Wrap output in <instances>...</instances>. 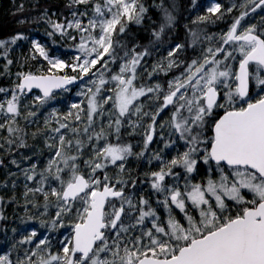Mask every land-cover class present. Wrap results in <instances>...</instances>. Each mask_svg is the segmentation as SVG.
Returning <instances> with one entry per match:
<instances>
[{
  "label": "snow or ice",
  "instance_id": "6c2138e0",
  "mask_svg": "<svg viewBox=\"0 0 264 264\" xmlns=\"http://www.w3.org/2000/svg\"><path fill=\"white\" fill-rule=\"evenodd\" d=\"M73 5L91 6L92 15L87 11H72V18L63 22L47 18L52 28L49 36L55 33L63 36L73 29L79 34L73 62L69 64L51 56L43 45L32 40L31 58L35 60L37 54L42 57L48 64L47 71L18 72L14 88H0V93L11 91L10 98L0 100V113L6 117L0 128L7 125L10 134L20 131L12 125L21 115L20 104L26 90L39 89L40 94L32 103L41 106L54 98L55 90L67 91V86L79 80L82 91L78 95L87 101L86 108L74 103L63 117L53 110L45 119L46 126L52 120L58 123L51 131L59 139L47 145L54 154L39 173L38 186L25 193H41L45 211L51 204L49 197L55 198L53 227L57 224L65 227L64 216L74 211L72 231L61 242L62 253H52L48 250V238L36 242L37 232L33 230L20 243L33 242L36 247L16 264H264V95L255 101L248 98L253 81L264 92V23L244 27L250 13L264 9V0H240L227 8L228 13L242 10L219 36L220 43L204 49L201 58L185 65L173 58L182 45L177 44L169 51L166 66L163 62L155 64L147 73L153 78L157 72L167 75L172 69L183 67L179 75L167 81L166 88L160 83L136 84L147 50L138 52L133 47L124 50L123 55L118 53L115 34L125 33L129 23H141L147 11L140 0H70L69 7ZM157 7L161 15L159 30L154 35L159 38L172 26L175 17L163 0ZM207 13L210 15L198 19L205 21L212 16L219 19L224 15L221 4L215 0ZM191 36L193 44L201 40L198 32H192ZM214 38L204 37L209 41ZM24 39L27 37L21 33L0 39V55L7 60L5 71L13 63L7 59L9 48ZM230 61H238V67ZM117 64L118 70L113 71L112 65ZM65 69L78 75H68ZM141 97L149 106H155V110L145 111ZM237 101L241 106H236ZM169 108L172 111L168 120L160 123L158 117ZM216 109L223 110L218 119ZM35 115V112L27 114ZM83 116H86L83 129L61 122L79 123ZM96 117L107 118V125L100 120L99 131L95 130ZM145 119L149 121L146 126ZM125 121L133 129L145 127L143 150L138 156L146 154L157 124L162 139L163 130L168 129L165 148L174 147L178 141L185 147L171 160H164L160 153L151 158L161 165L159 170L151 172L149 179L157 196L156 204L166 213L163 219L143 196L134 204L125 195V182L112 183L107 174L110 165H118L123 171L124 161L132 154L133 146L121 142L120 130ZM61 129L70 131L76 138L68 139ZM209 130L211 136L207 135ZM113 134L115 142L111 139ZM81 135L87 137L93 152L83 162V169L78 164L85 147V142L78 138ZM173 136L175 141L171 139ZM73 148L75 152L69 154ZM198 157L205 164L214 162L215 168H209L212 175L203 181L193 182ZM36 168L33 164L31 169H25L27 180L36 178ZM49 181L57 186L46 191ZM126 216L135 222L126 224ZM148 221L147 230L133 239L130 230L137 226L143 229ZM0 264H12V261L7 255H0Z\"/></svg>",
  "mask_w": 264,
  "mask_h": 264
},
{
  "label": "rangeland",
  "instance_id": "374dc122",
  "mask_svg": "<svg viewBox=\"0 0 264 264\" xmlns=\"http://www.w3.org/2000/svg\"><path fill=\"white\" fill-rule=\"evenodd\" d=\"M227 2V8L232 7L234 3H239L240 0H225ZM213 0H205L203 6L202 16H207V8L211 6ZM216 3L221 4L220 0H215ZM227 8L223 9L224 15L217 19L219 23L228 22L226 19ZM242 9H235L234 12L237 15ZM76 11L84 12L87 11L89 16L92 15L91 6H83L78 5V9ZM70 16L68 19H71ZM85 19V23L87 22V18ZM233 22V19H232ZM227 26H224V32L228 30L231 23ZM225 23V24H226ZM264 23V9H257L256 12L250 13V15L246 18V22L244 27H247L251 24L260 25ZM222 24V23H221ZM174 26V25H172ZM224 32H218L212 42L219 40V36ZM76 34L77 36L73 35ZM67 40V47L64 51V54L59 49H49V44L40 39L37 35L32 34L26 42L23 44L17 45L15 49V54L8 52L7 59L13 61L12 64L8 65L7 71H5V64L7 60L4 59L0 55V88H5L11 90L15 87L17 81L16 74L18 72H33L38 73L40 70L46 72L48 68L47 62L39 57L37 54V58L32 59L33 53L30 51L32 47V40H37L41 45H43L49 54L53 57H58L64 60L66 63H72L73 58L77 55V49L75 47L76 44L79 43V34L73 29L69 30V32L64 35ZM75 36L78 39L73 40L70 37ZM116 36H114V39ZM220 43V41H219ZM218 43V44H219ZM177 44L170 43L166 46H157L153 53H149L148 55L143 57L142 66L139 68L137 73L138 79L136 84L139 86L141 84L151 86L156 83H160L163 87H167V81L171 80L173 76L179 75L180 71H183V67L180 69H172L176 70L175 73L169 72L167 75L164 72H157L153 78H150L147 73L151 72L153 66L155 64L163 62L166 66L167 60L165 59L168 55V52L171 51ZM180 45V44H179ZM121 44H118V47ZM217 46V45H216ZM215 45L208 44H199V50L192 59H187L184 61V51L182 48L174 55V59L177 62H183V64H187L191 62L193 59L201 58L203 50L208 47H216ZM133 47H129L124 50H131ZM123 50V51H124ZM123 51L120 55H123ZM145 51V50H143ZM138 51V52H143ZM162 51V53H161ZM13 52V51H12ZM19 56V57H18ZM17 57V58H16ZM19 58H21L19 60ZM222 58V57H221ZM19 60V61H18ZM22 60V61H21ZM18 63V64H16ZM235 66H238V61L232 62ZM119 65H112V70H118ZM20 68V69H19ZM171 70V71H172ZM64 73L68 75H78V73H74L71 69H65ZM61 73V74H64ZM3 77V78H2ZM88 81L85 80L84 84L87 85ZM252 89L249 94V99L255 101L259 98V95H264V92L260 91V88L256 86L255 81L251 84ZM68 90H60L55 92V96L52 100L48 101L47 104L41 106L33 105V98L36 95H39L40 92L38 90L27 91L26 94L21 99L20 104V113L21 115L16 117L15 123H13L14 128L20 129L15 134H10L7 131V125L5 128H0V202L6 207H3L1 210L0 216L2 217L3 223L0 224V238L4 243V247L0 252V255H7L9 259L12 261V264H16L18 260H24L26 253L30 250L35 249L36 243H20L26 236L30 235L33 230L37 232V237L34 238L36 242L39 239H43L45 237L48 238V250L52 253H62V249L60 247L61 242L66 240L71 233V224L75 221L76 214L73 211L71 214H67L63 218V223L65 227L61 228L59 224L55 227L52 226L53 218L55 217L56 207H55V198L49 197L51 204L48 207L47 211L44 208V196L41 193L28 192L27 189H35L38 186L39 181V173L43 171L46 167L47 161L54 154L53 150L50 149L47 145L58 142V136L51 131L52 128L58 127V123L55 120H52L49 125H45V119L50 116L53 110H56L59 117H63L67 114L71 108L72 104H81L83 108H86L87 101L82 95H78L82 91L81 82H78L74 85L68 86ZM11 91L7 93H0V100H4L5 98H10ZM140 102L144 104L145 111H154L155 106H149L147 100L141 97ZM221 103H223V99H221ZM237 107L241 106L239 101L236 104ZM106 108L108 106H105ZM74 113L76 110H72ZM172 109L169 108L167 111L163 112L158 120L160 123H163L168 120L169 115ZM217 111H223L222 109L215 110V118ZM28 112H35L36 115L34 117L27 116ZM27 116V119L25 117ZM103 119L104 124L107 125L106 117H96V131H99L100 128V120ZM131 119L135 120V117H131ZM6 120L5 114L0 113V124H4ZM65 123H69L70 127L83 129L84 124L86 122V116L82 117V121L77 123L74 120L72 121H61ZM149 123L147 119L143 120V125L146 126ZM145 131V127H138L133 129L127 121L123 124L120 130L121 142L125 144L132 145V154L127 157L124 161V170L121 171L119 166H109L107 168V174L111 177L112 183H116L117 180L124 181L123 188L125 191V195L132 198L133 203L135 204L139 199L137 198L138 193L147 189V182L140 181L136 183V172H138V176H145L147 178L150 177L151 172L157 171L160 168L159 161L152 160V156L155 153H160L161 157L164 160H171V158L177 155L178 152H183L185 147L182 142H176L174 147L165 148V142L169 139L168 129L165 128L163 130V139L161 138V130L159 124H157L156 134L154 136L153 142L149 145V148L146 151L144 156H138L137 154L143 150V134ZM61 134L67 136L68 139H75L76 137L70 131L65 129H61ZM211 131L207 132L208 136H211ZM79 139H82L85 142V147L79 154L78 164L83 169L85 167L84 161L89 159L92 155V149L88 147V141L86 136H79ZM112 141L115 142L116 136L115 134L111 137ZM172 140H176V137H171ZM13 141V143H9V141ZM75 149L73 148L72 152L69 154H73ZM203 153H200L199 156L202 157ZM15 161V163H13ZM151 161V162H150ZM35 164L37 165L36 172L37 176L33 181H29L26 179L25 169H31V166ZM215 168V164L211 165L205 164L202 159L198 157V164L196 171L192 174L193 182H201L206 179L209 175H212L209 172V168ZM176 171L182 172V169H177ZM101 177L103 173L100 174ZM218 175V173H217ZM215 178V177H214ZM169 181L172 180L171 177L168 178ZM135 181V184H133ZM181 183H183V179L181 178ZM57 185L51 181L49 184L45 185V190L50 191V187H56ZM150 186V185H149ZM244 194L251 198L250 194L244 190ZM15 195L13 201L11 202V197ZM157 198L153 199L150 204L153 208L158 209V215L161 218L166 217V213L164 212L162 207H158L156 204ZM36 205V206H34ZM8 206V207H7ZM117 206L119 203L117 202ZM178 216V213H174ZM135 215H138L136 213ZM32 217V219H29ZM1 220V219H0ZM43 222V223H42ZM124 222L134 223V218L130 219L129 217H124ZM150 226V221L146 222V226L142 229L140 226H137L134 229H131L132 238L135 239L136 236H139L141 231L147 230V227ZM127 239V234L125 235ZM147 243V241H145ZM36 259V257H33Z\"/></svg>",
  "mask_w": 264,
  "mask_h": 264
},
{
  "label": "trees",
  "instance_id": "16d2710c",
  "mask_svg": "<svg viewBox=\"0 0 264 264\" xmlns=\"http://www.w3.org/2000/svg\"><path fill=\"white\" fill-rule=\"evenodd\" d=\"M205 0H163L166 7H169L173 16L174 22L170 28L165 29L157 38L154 35L155 31L159 30L160 22V9L157 5L161 4L162 0H140V2L147 9L141 23L136 24L134 22L127 25L125 33H116L115 40L121 46L118 47V53L120 54L124 49L129 47H135L137 51L147 50L150 54L154 52L157 46H166L170 43H179L182 45L184 51V61L192 59L195 53L199 50V44L218 45L219 40L212 42L204 39V37H215L218 32H224V26H227L236 15L235 12L228 13L226 15L227 23L218 21L216 17L212 16L211 19L200 21L198 18L202 16L203 6ZM222 8L226 9L227 2L220 0ZM258 2V0H257ZM70 0H0V39H9L11 36L21 33L27 39L20 40L17 44L12 45L8 52L15 54L17 45L26 42L32 34L37 35L40 39L46 41L49 44V49H59L63 52L68 45L66 36H62L59 33H55L49 36L48 33L52 31L47 18H51L53 21L63 22L71 16L72 11L78 9V5L69 7ZM7 15V16H6ZM208 14L207 16H209ZM23 21V23H21ZM226 23V24H225ZM8 27V28H7ZM192 32H198L201 36V40L197 43H192ZM77 36L75 33L73 34ZM78 37L76 38V40ZM13 51V52H12ZM2 56V55H1ZM175 73L176 70H172ZM0 84L1 81H0ZM252 86L250 85V93ZM222 111L216 112V117L221 114ZM122 128V127H121ZM1 144V141H0ZM136 183L140 181L147 182V189L140 191L137 198L141 196L146 198L149 203L156 199L151 189L150 179L145 176H138ZM15 195L11 197L13 201ZM4 206L0 202V214ZM8 207V206H7ZM0 224L3 223L0 216ZM4 247L3 241L0 238V252Z\"/></svg>",
  "mask_w": 264,
  "mask_h": 264
},
{
  "label": "water",
  "instance_id": "95a60500",
  "mask_svg": "<svg viewBox=\"0 0 264 264\" xmlns=\"http://www.w3.org/2000/svg\"><path fill=\"white\" fill-rule=\"evenodd\" d=\"M77 82H78V80H77L74 84H76ZM74 84H73V85H74ZM67 87H68V86H67ZM34 90H38V91H39V89H34ZM57 91H60V90H55V92H57ZM39 92H40V91H39ZM221 115H223V112H222L219 116H221ZM219 116H218V118H219ZM218 118H217V119H218Z\"/></svg>",
  "mask_w": 264,
  "mask_h": 264
},
{
  "label": "bare ground",
  "instance_id": "6f19581e",
  "mask_svg": "<svg viewBox=\"0 0 264 264\" xmlns=\"http://www.w3.org/2000/svg\"><path fill=\"white\" fill-rule=\"evenodd\" d=\"M6 16H7V15H6ZM0 17H1V16H0ZM7 28H8V27H7ZM161 53H162V51H161ZM18 57H19V56H18ZM16 58H17V57H16ZM20 59H21V58H19V60H20ZM19 60H18V61H19ZM21 61H22V60H21ZM16 64H18V63H16ZM19 69H20V68H19ZM46 70H47V69H46ZM2 78H3V77H2Z\"/></svg>",
  "mask_w": 264,
  "mask_h": 264
}]
</instances>
